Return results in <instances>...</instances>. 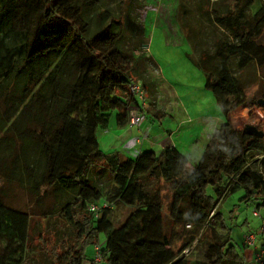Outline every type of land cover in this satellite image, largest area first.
I'll return each mask as SVG.
<instances>
[{
	"label": "trees",
	"instance_id": "obj_1",
	"mask_svg": "<svg viewBox=\"0 0 264 264\" xmlns=\"http://www.w3.org/2000/svg\"><path fill=\"white\" fill-rule=\"evenodd\" d=\"M118 2L114 11L104 0H0V264H246L242 246L209 217L222 220L218 204L238 188L264 208V138L229 120L247 103L241 72L264 70V0L223 9L207 0L200 11L216 41L188 56L225 121L196 162L174 145L133 157L99 145L100 131L129 124L127 86L143 45L138 2ZM13 189L25 192V208L9 203ZM104 202L112 206L97 215L89 208ZM119 203L130 212L117 223L108 214ZM91 243L100 245L97 262L86 255ZM213 248L216 257H207Z\"/></svg>",
	"mask_w": 264,
	"mask_h": 264
},
{
	"label": "rangeland",
	"instance_id": "obj_2",
	"mask_svg": "<svg viewBox=\"0 0 264 264\" xmlns=\"http://www.w3.org/2000/svg\"><path fill=\"white\" fill-rule=\"evenodd\" d=\"M104 1L112 10H119L120 6L118 5L120 3L118 0ZM134 1L138 2V6L134 9L136 15L135 26L138 28V32H143V45L141 47L138 46V50L134 51L136 58L133 61L132 72L138 73L144 70L146 73L151 74L153 84L156 87V92H151L157 94L154 95L157 101L155 106H151L148 99L146 105L143 107V114L145 115L143 120H147L145 125L152 124L154 126L155 133L163 134V129L169 131L174 120L177 121L179 118L184 117V112L188 113L190 119L194 120V124L181 125L179 123L172 130H179V134L182 133L188 140V143L182 142L180 149H178L186 153L189 152L187 154L190 162H196L201 158L207 141L216 132L214 130V132L210 133L213 124L218 122L217 126H219L221 122L225 121V118L222 116L221 121L219 117L215 119L221 113L219 106L213 93L204 86L205 76L203 72L190 61L188 56L194 53L195 43L192 42L195 39H193V36H199L200 39L205 38L206 41L212 33V25L204 21L201 12L197 9L198 0ZM232 1L217 0V5L215 6L223 9L226 3ZM214 31H217L215 27ZM262 40L264 41V31ZM131 42L135 43L136 40L132 39ZM143 55L148 58L145 59ZM149 58H152L159 73H153L152 60ZM145 66H147L146 69ZM258 73L260 75L257 77V80L244 89L247 103L237 107L229 114V120L235 129L243 130L247 124H250L264 132V106L252 102L263 98L264 94V70ZM147 76H144V78L146 79ZM158 110L161 112L160 116L156 114ZM111 122L113 123V120ZM174 134L177 135L176 132ZM182 146H185L186 149ZM262 156L263 154H255L254 158L258 159ZM99 169H101L100 163L97 164L95 170ZM161 189L163 214L167 215V206L171 194L166 185H162ZM13 192L10 196L14 197V199L10 200L9 203L13 207L25 208L27 204L25 192L21 189L20 191L19 189H13ZM206 194L215 197L214 187L208 185L206 187ZM244 195L245 190L243 188H238L226 195L218 204V211L221 214L222 220L220 217L214 218V214H210L209 223L215 226L216 230L220 233L219 235L222 234V238L226 237L227 233H229L232 243L236 246L238 244L241 245L242 249H249L242 245L243 234L251 231L256 233L257 240L259 239L262 233L260 226L262 219H264V208L256 209L253 201H245ZM129 212V207L119 203L109 211L108 216L114 222L120 223L125 220ZM33 219L43 222L45 218L34 217ZM166 223L169 232L171 230L170 224L168 225V221ZM185 229H189L186 231L189 232L192 230V227ZM37 234L34 231V244L40 243ZM104 237V234L100 233L97 242L99 244L103 243ZM174 242L176 245L182 243L180 240L178 242L174 240ZM85 251L88 258H94L97 255L94 243L88 244ZM187 253L188 250H185V254ZM216 255L217 250L214 248L207 253V257L210 258H215ZM84 264L88 263L85 262Z\"/></svg>",
	"mask_w": 264,
	"mask_h": 264
},
{
	"label": "crops",
	"instance_id": "obj_3",
	"mask_svg": "<svg viewBox=\"0 0 264 264\" xmlns=\"http://www.w3.org/2000/svg\"><path fill=\"white\" fill-rule=\"evenodd\" d=\"M212 1V0H210ZM207 5L209 7L210 2H207V0H198L197 4V9L199 11L205 10L207 8ZM202 6V8H200ZM206 21V20H204ZM216 31H214V27H212V33L208 36V38L205 41V38L200 39L199 36H193L194 42V51L198 49L197 47L201 44H204L207 41L209 43L213 42L215 43L216 41ZM191 38V37H190ZM213 45V44H212ZM144 54V53H143ZM145 59L148 57L143 55ZM152 60V58L150 59ZM152 67H153V73H159V70L156 69L155 63L152 60L151 62ZM147 66H145V69ZM148 75L147 78L145 79L144 76ZM260 74L258 73L257 66L255 64H249L246 69H244L241 74H240V79L247 84H253L256 80L257 77ZM132 78L134 81L139 82V84L142 86V88L145 90V93L150 101L151 106H155L157 101L156 96L157 94H153L151 91L156 92V87L153 84V79L151 77V74L146 73V71L141 70L138 73H133L132 72ZM153 90H152V89ZM156 112V111H155ZM221 112V111H220ZM158 116H160L161 112L158 110L156 112ZM221 116L222 114L220 113V116H216L215 119H218L221 121ZM145 117V115H144ZM143 117V119H144ZM223 117V116H222ZM142 119L140 122L139 126L136 125H130L127 124L125 126H116V125H111L110 128L100 131L98 134V142L102 150L104 151H116L118 152L121 156H136L138 153L141 151L145 150H154V151H159L161 148L167 146V145H174L177 148L180 149L181 143H188V140L184 137V135L181 133L179 134V130L173 131L172 129L174 127H177L176 124H194V120L190 119L188 113L184 112V117L179 118V120H174L172 123L171 128L169 131L164 130V133H155L154 131V126L152 124L150 125H145L147 120L145 121ZM217 121V120H216ZM162 122V121H161ZM150 123V122H149ZM217 123L213 124L211 132H214L217 128ZM170 125V124H169ZM176 125V126H175ZM192 126V125H191ZM175 129V128H174ZM177 129V128H176ZM177 133L175 135L174 133ZM177 136V137H175ZM184 149H186L185 146H182ZM186 153L185 151H182ZM189 153V152H187ZM186 153V154H187ZM263 239L262 237H259L258 239V244H262ZM249 249H243V253L245 255V263L246 264H254L253 263V251L251 247H246ZM86 263L90 264V262L85 261Z\"/></svg>",
	"mask_w": 264,
	"mask_h": 264
},
{
	"label": "built area",
	"instance_id": "obj_4",
	"mask_svg": "<svg viewBox=\"0 0 264 264\" xmlns=\"http://www.w3.org/2000/svg\"><path fill=\"white\" fill-rule=\"evenodd\" d=\"M128 96L132 99V103L129 106V124L139 126L142 121L143 107L146 105L148 97L145 90L137 81H131L127 86ZM112 203L104 202L99 206L98 204H91L89 206L91 211H94L97 215L99 213L100 207L110 208ZM260 231L264 233V219L261 221ZM242 242L245 246L251 247L253 251V263L254 264H264V243H257L256 233L247 231L243 234ZM95 249L97 255L94 256V262H97L101 258L100 245L96 244Z\"/></svg>",
	"mask_w": 264,
	"mask_h": 264
},
{
	"label": "water",
	"instance_id": "obj_5",
	"mask_svg": "<svg viewBox=\"0 0 264 264\" xmlns=\"http://www.w3.org/2000/svg\"><path fill=\"white\" fill-rule=\"evenodd\" d=\"M257 103L260 105V106H264V98H260L257 100ZM247 135H255V136H258V137H264V132L260 129H258L256 126L254 125H250V124H247L244 129H243Z\"/></svg>",
	"mask_w": 264,
	"mask_h": 264
}]
</instances>
